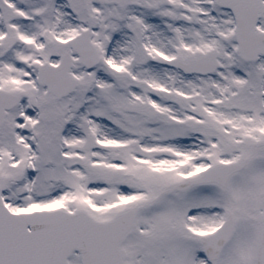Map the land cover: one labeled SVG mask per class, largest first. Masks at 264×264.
Here are the masks:
<instances>
[{
	"label": "snow or ice",
	"instance_id": "6c2138e0",
	"mask_svg": "<svg viewBox=\"0 0 264 264\" xmlns=\"http://www.w3.org/2000/svg\"><path fill=\"white\" fill-rule=\"evenodd\" d=\"M0 264H264V0H0Z\"/></svg>",
	"mask_w": 264,
	"mask_h": 264
}]
</instances>
